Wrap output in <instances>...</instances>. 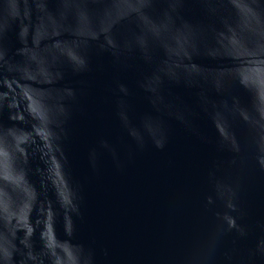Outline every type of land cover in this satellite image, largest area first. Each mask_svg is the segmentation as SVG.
<instances>
[{
    "label": "water",
    "instance_id": "95a60500",
    "mask_svg": "<svg viewBox=\"0 0 264 264\" xmlns=\"http://www.w3.org/2000/svg\"><path fill=\"white\" fill-rule=\"evenodd\" d=\"M0 264H264V0H0Z\"/></svg>",
    "mask_w": 264,
    "mask_h": 264
}]
</instances>
